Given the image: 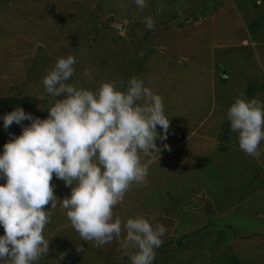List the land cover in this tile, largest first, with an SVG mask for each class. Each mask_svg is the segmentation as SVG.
Segmentation results:
<instances>
[{
	"label": "rangeland",
	"instance_id": "374dc122",
	"mask_svg": "<svg viewBox=\"0 0 264 264\" xmlns=\"http://www.w3.org/2000/svg\"><path fill=\"white\" fill-rule=\"evenodd\" d=\"M145 3L141 10L134 0H0V97H26L25 112L47 118L55 98L46 93L43 77L68 55L76 64L67 83L77 87L95 90L103 80L119 85L133 76L142 79L162 97L170 126L167 139L155 141L160 152L140 153L147 181L130 188L114 208V218L140 215L165 226L153 264H264V141L258 159L219 150L232 143L239 147L226 116L235 98L243 93L264 104L263 6L257 0ZM148 16L155 22L152 30L142 22ZM115 19L124 26H112ZM85 68L91 76L82 75ZM209 130L220 143L200 153L189 150ZM21 131L16 123L7 130L0 125V154ZM157 132L163 135L159 125ZM189 136L181 146L179 141ZM191 154L199 155L191 161ZM194 182L209 188L201 198L187 195ZM51 184L58 200L71 195V186L55 174ZM209 196L233 203V210L217 217ZM47 207L51 218L43 235L49 238V252L34 264H56L62 253L59 264H131L119 242L126 233L97 247L80 238L59 203ZM79 246L84 251L77 252Z\"/></svg>",
	"mask_w": 264,
	"mask_h": 264
},
{
	"label": "clouds",
	"instance_id": "9594fccd",
	"mask_svg": "<svg viewBox=\"0 0 264 264\" xmlns=\"http://www.w3.org/2000/svg\"><path fill=\"white\" fill-rule=\"evenodd\" d=\"M259 3V0H257ZM141 9L145 0H134ZM155 27L151 16L142 21ZM142 36L143 32L138 33ZM76 59L60 57L43 77L46 93L55 98L47 118L33 117L21 107L6 113L7 130L13 123L22 131L3 146L0 154V260L5 264H34L49 252L43 230L52 209L60 204L80 238L103 247L119 239L131 264H153L163 244V224L153 225L143 216L122 221L114 208L133 185L142 186L148 168L140 153L159 151L158 136L166 140L169 118L162 97L133 76L100 81L95 90L67 83L75 73ZM83 76H91L87 68ZM63 97L59 98L58 97ZM231 131L238 133L239 149L253 158L261 155L264 141V104L240 93L227 112ZM24 120L31 123L27 126ZM163 135L157 132V126ZM164 148L171 151L169 145ZM71 186V195L58 200L51 184L53 175ZM77 252L84 251L79 246ZM64 258V254L55 260Z\"/></svg>",
	"mask_w": 264,
	"mask_h": 264
},
{
	"label": "crops",
	"instance_id": "0c3cea01",
	"mask_svg": "<svg viewBox=\"0 0 264 264\" xmlns=\"http://www.w3.org/2000/svg\"><path fill=\"white\" fill-rule=\"evenodd\" d=\"M258 3V2H257ZM260 6H263V1H261V0H259V3H258ZM263 9H264V6H263ZM256 21V19L255 20H253L252 21V23L253 22H255ZM243 43L244 44H248V41L247 40H244L243 41ZM224 77L226 76L227 77V75H229L230 76V74L227 72V74L226 73H223L222 74ZM225 77V78H226ZM228 79V78H227ZM226 116H227V114H226ZM207 118H208V116L206 117V120L205 121H208L207 120ZM209 119H210V117H209ZM226 120V119H225ZM226 122V121H225ZM200 124H204V120L202 121V123H200ZM218 126V133L217 134H221V130H222V126H219V125H217ZM229 130V132H230V134H231V127L230 128H228ZM215 131H212V130H209V132H206V133H203V134H201L200 136H199V139L196 141L198 144L196 145V146H194V145H191L190 146V148H189V150H193V151H195L196 153H200V151L202 152V151H206V150H209L210 149V147H211V144H214V145H218L220 142H219V140L217 139V134H215L214 136H211V135H209V133L210 134H213ZM195 135H196V133H195ZM194 135V136H195ZM192 137H187V138H184V139H182L181 141H179V143H180V145L182 146V145H184L185 143H188V142H190L189 140L191 139ZM226 138H228V132H227V134H226ZM225 138V139H226ZM227 140V139H226ZM179 143L177 144L178 146H179ZM177 146V147H178ZM219 150L220 151H222V152H224V153H227V152H229V153H231V155L233 156V154L234 153H240V152H242L240 149H239V147H237L236 146V143L235 144H233L232 143V145H224V146H221L220 148H219ZM150 155H154L155 153H154V151L153 152H150L149 153ZM192 155V154H191ZM199 154H193L192 155V158L191 159H189V160H191V161H194L195 160V157L196 156H198ZM239 157V156H238ZM248 157H250V156H248ZM202 189H200L199 187H198V182L196 183V182H194V184H193V186H189L188 187V190L190 191V193H188L187 195L189 196V198H192L193 196H196V194L198 195V197H202L204 194H206V192L209 190V188H208V186L206 185V184H204V183H202ZM194 187V188H193ZM195 189H197V190H195ZM210 192L211 191H209V195H210ZM210 197V196H209ZM213 204H214V207H215V209H216V212L218 213V214H216V216L217 217H224V216H226V214L227 213H229V212H231L232 210H233V203H230V205H227V204H224L225 202H224V200H217V199H215V198H212V196L210 197V199H209ZM220 201H222L223 203H221ZM208 202V201H207ZM209 204V207H210V203H208ZM232 205V206H231ZM231 206V207H230ZM230 207V208H229ZM229 208V209H228ZM210 209V208H209ZM227 211V212H226ZM224 212H226L224 215H220V214H223ZM210 214H212V213H210ZM162 215L163 216H169V214H165V213H162ZM214 218H216L215 217V215H214Z\"/></svg>",
	"mask_w": 264,
	"mask_h": 264
},
{
	"label": "trees",
	"instance_id": "16d2710c",
	"mask_svg": "<svg viewBox=\"0 0 264 264\" xmlns=\"http://www.w3.org/2000/svg\"><path fill=\"white\" fill-rule=\"evenodd\" d=\"M28 103L29 99L26 97H0V125H4L3 117L6 113L13 111L16 107L25 110Z\"/></svg>",
	"mask_w": 264,
	"mask_h": 264
},
{
	"label": "water",
	"instance_id": "95a60500",
	"mask_svg": "<svg viewBox=\"0 0 264 264\" xmlns=\"http://www.w3.org/2000/svg\"><path fill=\"white\" fill-rule=\"evenodd\" d=\"M112 26L117 27V28H122L124 26L123 22H120L119 20L115 19L112 23Z\"/></svg>",
	"mask_w": 264,
	"mask_h": 264
}]
</instances>
